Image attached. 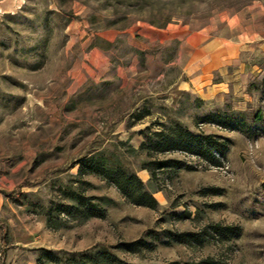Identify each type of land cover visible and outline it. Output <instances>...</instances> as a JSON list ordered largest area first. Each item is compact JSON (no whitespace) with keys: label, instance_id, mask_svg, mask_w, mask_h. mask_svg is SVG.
<instances>
[{"label":"rangeland","instance_id":"1","mask_svg":"<svg viewBox=\"0 0 264 264\" xmlns=\"http://www.w3.org/2000/svg\"><path fill=\"white\" fill-rule=\"evenodd\" d=\"M177 122L224 142L223 166L139 151ZM99 151L136 172L158 208L79 174L78 161ZM155 157L194 167L153 178L142 165ZM263 182L264 0H0V264L140 238L152 247L115 252L142 264H264ZM81 192L104 218L76 212ZM216 223L236 235L213 236ZM167 231L205 239L179 243Z\"/></svg>","mask_w":264,"mask_h":264},{"label":"trees","instance_id":"2","mask_svg":"<svg viewBox=\"0 0 264 264\" xmlns=\"http://www.w3.org/2000/svg\"><path fill=\"white\" fill-rule=\"evenodd\" d=\"M147 150L148 156H154L157 153H165L172 151H182L187 154H194L203 159L207 166L220 167L223 166L224 157L226 155V144L218 139V137L208 134H196L187 127L176 123L173 130H162L146 136V141L141 145L139 151ZM133 152L137 153L135 149ZM80 165L79 174H95L106 179L113 184L119 192L132 204L137 206L157 209L159 201L154 194L147 189L145 182L134 171L127 169L119 159V156L110 155L106 152L99 151L91 155L85 156L78 161ZM143 168L151 170L152 177L157 176V170L171 166L175 168H193L186 161L179 159H159L155 157L151 161H144ZM85 184H89L85 182ZM264 188V182L262 183ZM207 193L221 194V189L217 187L207 188ZM81 202L77 205L76 212L83 218L91 217L104 218L106 210L98 208L95 204H90L93 197H86L81 192L78 197ZM62 211L66 214H72L74 206L62 204ZM47 214H50L48 212ZM54 220V221H53ZM49 226L60 227L59 221L49 218ZM213 236L219 238L230 239L236 235L238 228L233 226H223L219 223L210 225ZM209 230L205 229V233L209 234ZM167 236L176 242L187 244H202V235L197 233L172 232L167 231ZM152 244L148 243L144 238H140L130 242H120L115 246H106L98 250H85L71 255H59L51 250H44L38 258V264H142L131 263L120 258L115 252V248H120L126 252L139 253L143 248H150ZM156 264H183L179 260L166 261ZM190 264H224L214 257H206L198 262Z\"/></svg>","mask_w":264,"mask_h":264}]
</instances>
